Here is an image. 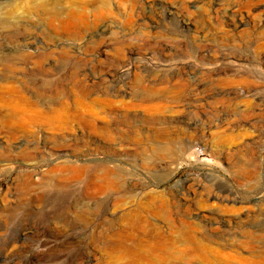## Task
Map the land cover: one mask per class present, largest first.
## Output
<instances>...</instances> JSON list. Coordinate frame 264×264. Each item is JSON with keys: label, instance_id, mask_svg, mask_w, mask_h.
Returning a JSON list of instances; mask_svg holds the SVG:
<instances>
[{"label": "rangeland", "instance_id": "374dc122", "mask_svg": "<svg viewBox=\"0 0 264 264\" xmlns=\"http://www.w3.org/2000/svg\"><path fill=\"white\" fill-rule=\"evenodd\" d=\"M33 1L0 0V87L85 115L0 103V264H264V0H93L66 29Z\"/></svg>", "mask_w": 264, "mask_h": 264}, {"label": "bare ground", "instance_id": "6f19581e", "mask_svg": "<svg viewBox=\"0 0 264 264\" xmlns=\"http://www.w3.org/2000/svg\"><path fill=\"white\" fill-rule=\"evenodd\" d=\"M33 2H34L33 6L30 8V4H27L26 9H28V10L32 9L34 11L38 10V11H41L45 14H49L52 17L51 18L52 24L58 25L59 27L64 28V29L74 27V26H78V25L86 22L87 14L89 12V7L93 6V0L90 2H86L84 0L74 1V4L71 5V7H69L68 9L67 8L66 9L58 8L56 6L55 2L51 3V2L45 1V0H34ZM1 19H2V17H0V26L6 25L3 21H1ZM10 23H13V22H10ZM33 58H34V56H33ZM25 63H26V67L29 69L30 68L29 63L28 62H25ZM7 92L8 91H6L0 87V103L3 104V106H5V107L6 106L11 107V111H10L11 114L7 115L6 119H8V121L16 124L17 126L28 128V127H31V126L33 127L36 125L53 126V125L57 124V126L60 125V127H61V124L65 120H67V118L71 117V119H73V118L80 119V118H83L85 115V113H83L84 111L80 112L79 110H75V111L69 110L71 107L68 109V107H67L68 105L67 106L65 105L66 103L55 105V107L49 106V107H47V109H44L38 105L25 106L22 99L9 101L7 99ZM55 128H57V127H55ZM159 150L164 152V153L165 152L169 153L168 148L163 147V148H159ZM81 174L82 173L80 171H75L76 176H79ZM99 188H101V187H99ZM140 210H135L134 213L126 214L124 216V219L131 222L132 226L136 225V223L138 222V218L141 215ZM140 228H141V226H140ZM124 235H129V232L124 231L123 233H120L117 236V238H115L112 241L114 243H121V241L124 238ZM189 237L190 238L187 237L188 239H186V240H185V238H186L185 237L183 242L189 243V241L190 242L193 241L195 244L198 245V248L203 252V254L205 255V253H206V255H207L210 247L208 245H205L206 243L204 242V240L203 239H202L203 241L197 240L193 236H190V235H189ZM164 239H161V241H158V243L156 245L157 248H159L160 250H163V249H161L162 246H164V245L167 246L166 243L168 240L167 239L164 240ZM168 244H169V241H168ZM193 249H195V248H193ZM116 255L117 256H114V257L117 258L118 261H120L118 264H138L139 261L142 260L141 259L142 257L140 254L136 255V254L117 252ZM201 256H203V255L201 254ZM32 258H34L38 261H41V260H43L44 257L40 254L34 253L32 255ZM204 258L207 259V257H204ZM124 260L126 261V263H124Z\"/></svg>", "mask_w": 264, "mask_h": 264}, {"label": "built area", "instance_id": "2783aa9c", "mask_svg": "<svg viewBox=\"0 0 264 264\" xmlns=\"http://www.w3.org/2000/svg\"><path fill=\"white\" fill-rule=\"evenodd\" d=\"M199 151H200V154L202 155L203 154L202 150H199Z\"/></svg>", "mask_w": 264, "mask_h": 264}]
</instances>
